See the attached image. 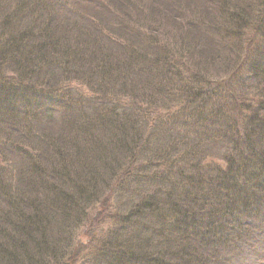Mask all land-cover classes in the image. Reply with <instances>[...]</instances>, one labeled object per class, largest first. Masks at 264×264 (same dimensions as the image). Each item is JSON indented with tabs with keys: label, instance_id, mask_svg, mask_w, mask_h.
Returning a JSON list of instances; mask_svg holds the SVG:
<instances>
[{
	"label": "trees",
	"instance_id": "1",
	"mask_svg": "<svg viewBox=\"0 0 264 264\" xmlns=\"http://www.w3.org/2000/svg\"><path fill=\"white\" fill-rule=\"evenodd\" d=\"M262 7L264 9V2ZM5 8V3L0 4V15H3L0 19V69L8 66L14 74H0V157H9L10 162L15 158L18 164L7 163L0 169V201L7 208L5 212L0 208V212L3 211L0 214V255L8 251L17 258V255L22 256L17 264H45L54 244L45 237L37 238L36 232L43 234L45 223L52 221L50 213L53 219L57 217L60 221L76 215L105 174L121 161L116 162L114 158L135 154L143 159L130 163L121 177L115 175L106 185L103 196L109 192L112 195V189L124 179L148 184L145 186L150 188L159 181L156 185H165V189L154 188L153 193L142 195L143 200L133 213L149 212L153 223L144 227L148 237L141 240L142 244L136 242L135 248L126 239L116 250L123 252V256L119 261L112 258L114 264H244L246 256H250L254 264H262L264 96L255 105L256 113L249 116L250 126L255 129L247 124L245 131L235 133L232 122L239 120L238 106L235 116L223 114L220 106L211 103L215 93L214 88H210L214 86L212 83L207 86L202 82L207 89L198 85L196 93L194 74L190 73L187 81L184 76L188 66L182 78L181 74L173 72L176 67L172 61L167 64V55L163 52L154 59L149 58L162 48L153 37L133 38V41L128 38V45L121 51H111L106 43L110 40L105 41V36L99 35L100 20L105 22L106 16L88 21L98 34L82 28L72 30L77 26L74 24L55 23L54 15H42L41 9L30 21H19L14 13H6ZM13 8L11 12L24 9ZM29 22L28 26L20 28V23ZM14 23L16 27L12 28ZM262 24L264 29V22ZM80 33L84 36H77ZM258 58L252 59L245 70L244 82L262 80L264 83V57ZM246 59L238 64L237 70ZM129 74L137 76L134 88ZM75 84L87 92L91 90V94L72 89ZM141 84L145 88L140 94L137 87ZM124 98L142 99L146 108L155 106L160 110H166L165 102L171 105L187 102L188 115L185 108L179 107L176 109L184 112L183 116L173 118L168 111V124L147 119L150 114L145 110L132 117ZM210 103L213 107L209 109ZM219 116L222 120L218 123ZM50 120L64 126L59 134L46 136L36 132L34 126L41 125L42 121L51 123ZM147 122L152 123V128H161L156 132L154 129L146 131V134L139 126L148 125ZM173 122L181 126L178 129L192 126L206 130L197 140L207 144L210 141L211 145L224 149L226 156L222 162L226 167L215 164L208 172V166L203 165L199 171L192 168H200L197 164L191 166L189 170L196 171V175L188 184L183 168H176L173 160L175 147L171 142L159 144L162 138L171 141V135L177 130ZM42 145L47 150L42 148L41 156L34 157L36 153L32 150ZM20 162L24 164L23 169ZM17 184L33 195L20 196ZM35 192L43 197H37ZM25 204L34 209L30 217L23 212ZM40 205L46 207L42 209ZM27 220L28 223L24 222ZM6 226H11L12 234ZM143 234L141 232L139 238ZM1 240H5V246ZM34 253L36 257L32 256ZM70 255L63 261L68 262Z\"/></svg>",
	"mask_w": 264,
	"mask_h": 264
},
{
	"label": "rangeland",
	"instance_id": "2",
	"mask_svg": "<svg viewBox=\"0 0 264 264\" xmlns=\"http://www.w3.org/2000/svg\"><path fill=\"white\" fill-rule=\"evenodd\" d=\"M263 2L264 0H16V2L0 0V4L5 3V12L14 13V17H17L19 21L21 19L30 21V17H36L37 15L34 14L40 12L41 9L42 15L46 13L54 15L52 19L55 23L74 24L78 27L76 26L72 30L82 28L85 32L91 30V32L98 34L99 31L93 29L88 21H96L106 16L107 20L105 22L100 20L99 35L105 36V41L110 40L109 42L106 41V43L109 44L111 51H121L123 46L128 45V41H133V38L141 37L143 39L146 36L151 39L153 37L152 40L159 47H162L158 53L161 54L163 52V54L167 55L166 62L170 58L175 64L176 70L173 72L182 75V72L185 71L184 68L188 66V72L194 74L196 80L193 87L194 92L197 93L198 85L207 89L209 85L207 82H210L214 85L210 88L213 87L215 91L211 103L220 106V111L223 114L235 116V109L238 106L239 120L236 123L232 122V131L235 133L245 131L244 128H247V124L250 126L249 116L256 113L255 105H258L260 98L264 96V83L262 80H260L261 82L256 80L250 83L244 82L245 70L252 64V59L258 58V56L264 57V29L261 27L263 25L262 22H264ZM12 6L24 9L11 12L14 9ZM2 16L0 15V19H2ZM29 24L30 22L23 25L20 23L19 26L21 28ZM15 27L14 23L12 28ZM126 28L128 30L127 33ZM77 36L84 35L80 33ZM128 38L131 39L126 41ZM156 51L158 50L156 49ZM244 58H247V62L237 70L235 67L241 65ZM184 61L187 64L183 63ZM133 71L137 73V69L134 68ZM145 72H142L141 75L144 76ZM1 73L4 76L5 74L8 76L14 74L13 69L5 65L0 69ZM135 77L129 74L128 79L131 84L133 82L132 88L137 85V80H135L137 76ZM182 78H184L183 75ZM187 80H189L188 75L186 76ZM4 82L2 81V83ZM202 82L207 84V86ZM181 83L182 81L179 84ZM71 88L86 94L89 91L91 92V90L87 92V90L76 84L71 86ZM137 88L140 93L143 92L145 86L141 84ZM165 101L163 100V102ZM123 102L129 103L127 111L130 114L133 113L132 117L136 116V113H141V111L145 110L150 114L147 115V119H156L166 124H168V111L174 116L173 118H180L184 112L188 115L187 110L189 109L187 102L180 103V105L176 102L172 105L165 102L163 104L164 106L167 104L166 110L155 109V106L146 108V104L142 99L131 101L124 98ZM211 103L208 107L209 109L213 107ZM179 107L185 108V111L180 113L176 109ZM58 117L56 116V118ZM217 119L218 123L222 120L220 116ZM54 120H50L49 122L51 123L42 121L41 125L34 126V128H37L36 132L46 136L47 134L56 136L59 134L60 128L64 126L55 124ZM147 124L139 126L145 133L153 129L156 132L161 128V126L152 128V123L149 124L147 122ZM172 125L177 130L174 134L171 133V141H169L170 138L166 140L162 138L163 140L159 144L171 142L172 146L175 147L176 151L173 152V160L177 163L176 168H183L188 184L194 181V175H196V171L191 172L189 170L191 166L197 164L200 168L192 167L197 171L202 170L203 165L208 166V172H211L215 164H219L222 168L226 167L224 166L225 163L222 162L226 156L224 149L211 145L209 139V144L197 140L200 134L203 135L206 130H199V127L192 126L178 129L177 127L181 126L175 125L174 122ZM251 128L252 130L255 129L254 127ZM163 129L166 130L167 128L164 127ZM184 131L187 135H184ZM42 148L45 151L47 150L44 145L39 146V148L38 146L34 147L35 151L32 150L33 153H36L34 157H39ZM126 155L121 154L114 158L115 161L120 159L121 161L109 170L105 176L103 175V181L98 183L92 196L85 200L83 209L80 212L61 221L57 217L53 219V213H50L52 221L45 223L43 234L39 233V231L36 232L37 238L45 237L49 243L54 244L51 254L45 258V264H98V262L99 264H114L113 259L119 261V258L123 256V252L117 253L116 250L120 249L119 245L124 244L123 242L127 241L126 239L133 244L132 248H135L136 242L142 244L141 240H146L148 233L144 227L151 225L153 219L148 215L149 212L147 211L145 213L142 211L143 213L139 214L143 215L144 218L135 215L133 212L143 200L142 195L153 193L154 188L164 190L165 185H156L158 181L154 182L153 188H150L145 186L148 184L137 183L135 180L125 181L124 179L121 183L120 181L119 184L117 183L115 189H112V195L109 192L110 194L103 196L106 185L114 179L115 175H120L121 177L128 171L130 163H138L143 159V157L135 154H128V158H125ZM7 159L0 157V169L8 165L7 163L18 164V160L15 158H12L11 162ZM20 165V168L23 169V162H20ZM135 174H138V172ZM2 175H5V173H2ZM128 177L130 178V176ZM2 180L5 183V176L2 177ZM19 186L17 192L20 196L27 198L28 194L33 195L27 188ZM149 186L152 187L150 184ZM34 195L43 197L40 192H35ZM44 207L46 206L40 205V208L43 209ZM0 208L4 212L7 209L1 201ZM22 208L24 213L29 214V217L31 216L30 213L34 212V209L28 208L26 204ZM27 214H24L25 217ZM28 220L24 222L28 223ZM6 230L11 232L10 234L14 231L11 226ZM141 232H144V234L139 238ZM13 236L16 237L14 234ZM1 242L5 246V240H1ZM13 242L12 244L15 245ZM68 254H71L72 258L70 255L68 262H64L63 260ZM17 256L18 258L22 257ZM32 256L36 257L37 254L34 253ZM11 257H13V260ZM18 258L14 254L11 255L8 251H2L0 264H17L19 263ZM99 258L100 260H98ZM243 261L244 264H249V262L254 264L250 256H246V262L245 259ZM262 264H264V261Z\"/></svg>",
	"mask_w": 264,
	"mask_h": 264
},
{
	"label": "bare ground",
	"instance_id": "3",
	"mask_svg": "<svg viewBox=\"0 0 264 264\" xmlns=\"http://www.w3.org/2000/svg\"><path fill=\"white\" fill-rule=\"evenodd\" d=\"M159 52V51H158ZM157 52V54L155 53V54H151L150 56H149V58H151V59H154L156 56H158V53ZM169 58V57H168ZM168 61H170L171 62V59L169 58V60L167 59V62ZM168 64V63H167ZM236 68V67H235ZM237 69V68H236ZM190 73L188 72V71H186L185 73H184V76L186 77L187 75H189ZM209 82H207V84H208ZM210 85V84H209Z\"/></svg>",
	"mask_w": 264,
	"mask_h": 264
}]
</instances>
